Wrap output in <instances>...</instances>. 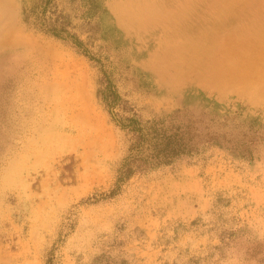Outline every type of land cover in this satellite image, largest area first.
<instances>
[{
	"label": "rangeland",
	"instance_id": "rangeland-1",
	"mask_svg": "<svg viewBox=\"0 0 264 264\" xmlns=\"http://www.w3.org/2000/svg\"><path fill=\"white\" fill-rule=\"evenodd\" d=\"M180 7L0 0L45 53L40 88L0 83V264H264V42L224 40L220 84L168 67Z\"/></svg>",
	"mask_w": 264,
	"mask_h": 264
},
{
	"label": "bare ground",
	"instance_id": "bare-ground-1",
	"mask_svg": "<svg viewBox=\"0 0 264 264\" xmlns=\"http://www.w3.org/2000/svg\"><path fill=\"white\" fill-rule=\"evenodd\" d=\"M177 1L180 3L181 7L174 13L176 16L174 18L172 17L174 23L170 28V32L168 29L162 30L164 34L168 35L169 40L172 42V48L170 49L171 55L167 62L168 67L172 68L178 65L186 68L187 71H199L201 74H204L206 78L208 77L213 82L220 84L230 80V76L227 77L224 75V71L230 66L228 59L223 57L225 53L224 40L230 37L233 43L232 48L236 51V55L238 54L237 57L243 55L245 57L244 60L252 59L251 52L255 48V43L263 45L264 0H258V2L257 0H253L244 7L236 5L233 1L225 2L227 1L225 0L224 2H220L215 0L209 7L206 6L204 9L195 8V10L191 8V5L194 4L188 2L190 0ZM150 5H152V3ZM14 27L15 26L8 20L7 22L0 21V52L8 51L12 54L8 59H0V70L4 66L3 64H12V69L10 66L4 67L5 72L8 71L9 73L12 70V78H0V83H10L12 81V85L18 86L20 90L21 85L25 84V88L28 92H34V89L41 87L40 81L44 75L40 66L42 58L45 56L43 52L44 46L35 41H32L34 44H27L23 41H12L11 38L14 34ZM191 34L195 36L194 40L189 38ZM191 49L196 50L192 58H188L186 52ZM52 50L51 48L50 51ZM226 52L229 51L226 50ZM220 56L222 59L219 58ZM47 57L48 56H46L45 59H47ZM258 57L262 60L260 61L264 63V48H262V52L258 53ZM233 58H231V60ZM253 59V67L255 66L258 70V74L256 75L257 78H254L259 80L258 85L264 86V76L262 75L264 74V70H259L257 58L255 56H253ZM235 79L240 83H244L245 81L252 85L255 83L254 80L249 78V75H242L233 80ZM24 109L20 110L26 111ZM20 110L19 112H21Z\"/></svg>",
	"mask_w": 264,
	"mask_h": 264
}]
</instances>
